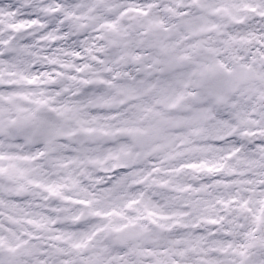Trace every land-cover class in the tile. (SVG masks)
<instances>
[{
  "label": "clouds",
  "instance_id": "obj_1",
  "mask_svg": "<svg viewBox=\"0 0 264 264\" xmlns=\"http://www.w3.org/2000/svg\"><path fill=\"white\" fill-rule=\"evenodd\" d=\"M0 264H264V0H0Z\"/></svg>",
  "mask_w": 264,
  "mask_h": 264
}]
</instances>
